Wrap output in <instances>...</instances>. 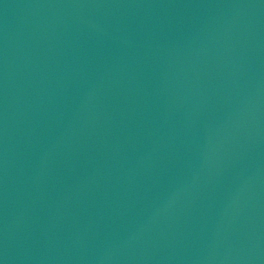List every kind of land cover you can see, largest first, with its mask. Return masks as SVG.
Here are the masks:
<instances>
[{"label":"water","instance_id":"1","mask_svg":"<svg viewBox=\"0 0 264 264\" xmlns=\"http://www.w3.org/2000/svg\"><path fill=\"white\" fill-rule=\"evenodd\" d=\"M0 264H264V0H0Z\"/></svg>","mask_w":264,"mask_h":264}]
</instances>
